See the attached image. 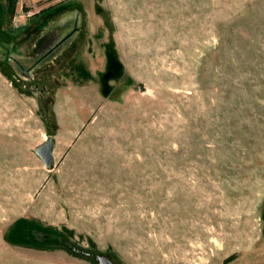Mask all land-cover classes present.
<instances>
[{"label":"rangeland","instance_id":"374dc122","mask_svg":"<svg viewBox=\"0 0 264 264\" xmlns=\"http://www.w3.org/2000/svg\"><path fill=\"white\" fill-rule=\"evenodd\" d=\"M228 257L264 264V0H0V264Z\"/></svg>","mask_w":264,"mask_h":264},{"label":"water","instance_id":"95a60500","mask_svg":"<svg viewBox=\"0 0 264 264\" xmlns=\"http://www.w3.org/2000/svg\"><path fill=\"white\" fill-rule=\"evenodd\" d=\"M51 146L42 147L38 150V154L41 156L44 164L52 169L53 167V155H51ZM101 264H111L108 262H102Z\"/></svg>","mask_w":264,"mask_h":264},{"label":"trees","instance_id":"16d2710c","mask_svg":"<svg viewBox=\"0 0 264 264\" xmlns=\"http://www.w3.org/2000/svg\"><path fill=\"white\" fill-rule=\"evenodd\" d=\"M231 260H233V257H228L223 261V264H228Z\"/></svg>","mask_w":264,"mask_h":264},{"label":"crops","instance_id":"0c3cea01","mask_svg":"<svg viewBox=\"0 0 264 264\" xmlns=\"http://www.w3.org/2000/svg\"><path fill=\"white\" fill-rule=\"evenodd\" d=\"M22 35V33L21 34H19V36H21Z\"/></svg>","mask_w":264,"mask_h":264}]
</instances>
